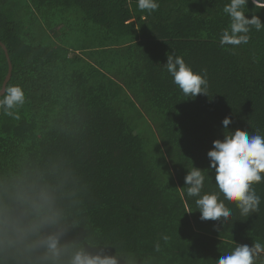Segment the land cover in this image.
<instances>
[{
    "label": "trees",
    "instance_id": "16d2710c",
    "mask_svg": "<svg viewBox=\"0 0 264 264\" xmlns=\"http://www.w3.org/2000/svg\"><path fill=\"white\" fill-rule=\"evenodd\" d=\"M158 2L148 12L137 0H0V88L7 54L6 85L26 95L19 120L0 111V172L38 166L61 176L77 231L122 253L121 264H215L236 244L264 246V182L253 185L258 213L229 204L221 224L200 220L184 177L200 168L213 191V140L237 128L264 135V29L222 47L230 0ZM244 11L264 23V8ZM173 52L207 71L208 95L187 98L172 83L163 64ZM258 258L264 264V252Z\"/></svg>",
    "mask_w": 264,
    "mask_h": 264
},
{
    "label": "clouds",
    "instance_id": "9594fccd",
    "mask_svg": "<svg viewBox=\"0 0 264 264\" xmlns=\"http://www.w3.org/2000/svg\"><path fill=\"white\" fill-rule=\"evenodd\" d=\"M249 2L264 8L262 0H230L224 5L229 24L219 36L222 47L246 45L252 29H264L259 16L246 15L244 9ZM137 7L153 12L160 4L158 0H137ZM163 65L185 97L208 95L205 69L194 71L174 52L167 54ZM0 92V111L19 120L18 109L26 102L22 87L6 85ZM231 123L230 117L222 120L224 129ZM207 157L208 170L214 174L213 191H205L208 177L200 168L193 166L184 177L186 195L195 198L200 220L224 224L233 215L229 204L235 205L241 216L258 213L262 198L253 185L264 182V135L237 128L224 134L223 139L213 140ZM80 224L77 201L57 173L38 166L0 172V264H121L127 259L77 231ZM162 239L167 241L169 237L163 235ZM155 250H160L158 243ZM261 252L264 246L258 242L252 246L236 244L215 264H255Z\"/></svg>",
    "mask_w": 264,
    "mask_h": 264
},
{
    "label": "water",
    "instance_id": "95a60500",
    "mask_svg": "<svg viewBox=\"0 0 264 264\" xmlns=\"http://www.w3.org/2000/svg\"><path fill=\"white\" fill-rule=\"evenodd\" d=\"M0 46L2 47V49L5 51L6 53V47L0 42ZM6 57H7V61H8V71H7V74L5 76V79L4 81L2 82V86L1 88H3L4 86H6V83L8 82L9 78H10V75H11V63L8 59V55L6 54ZM2 94V92H0V95Z\"/></svg>",
    "mask_w": 264,
    "mask_h": 264
},
{
    "label": "crops",
    "instance_id": "0c3cea01",
    "mask_svg": "<svg viewBox=\"0 0 264 264\" xmlns=\"http://www.w3.org/2000/svg\"><path fill=\"white\" fill-rule=\"evenodd\" d=\"M260 259L257 257L256 261H255V264H260Z\"/></svg>",
    "mask_w": 264,
    "mask_h": 264
}]
</instances>
